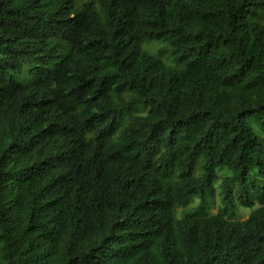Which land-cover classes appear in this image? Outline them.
<instances>
[{"label": "trees", "instance_id": "trees-1", "mask_svg": "<svg viewBox=\"0 0 264 264\" xmlns=\"http://www.w3.org/2000/svg\"><path fill=\"white\" fill-rule=\"evenodd\" d=\"M262 11L264 0H0L4 264H264V186L251 177L264 182V146L247 124L264 127ZM152 41L169 43L174 67L142 50ZM219 169L230 176L209 217ZM195 198L197 213L174 219Z\"/></svg>", "mask_w": 264, "mask_h": 264}, {"label": "rangeland", "instance_id": "rangeland-1", "mask_svg": "<svg viewBox=\"0 0 264 264\" xmlns=\"http://www.w3.org/2000/svg\"><path fill=\"white\" fill-rule=\"evenodd\" d=\"M21 1V0H19ZM77 4H82L88 0H73ZM50 6H45L43 8L44 13L50 12L51 8L55 4L54 2L50 3ZM261 25L264 26V11L260 13V16L257 20ZM48 50L55 49L57 53H62L65 51V46L63 44H58L57 42L51 41L48 43ZM142 50L146 52L147 54L155 57L156 59L160 60L163 62V64L167 67H174L175 63L172 58V52H171V47L168 42L166 41H152V42H144L142 44ZM36 62L35 60H23L22 61V69L20 73L16 74V80L17 82L21 83L22 85H27L31 81V76L29 75V71L35 66ZM141 115L145 114V111L140 112ZM129 116V115H128ZM247 124L250 130L261 140L263 146H264V127H262L254 118H248L247 119ZM9 139L6 137L0 138V149L4 148ZM202 173L201 169V162L197 163V166L194 171V176L199 177ZM230 176V172L227 169H219L216 171V179L213 182V188L215 192V205L207 212V215L209 217L215 216L220 207H221V198L219 196L220 193V184L221 181ZM252 179L255 180V182L261 186H264V182L259 179L255 173H252L251 175ZM177 180V176L175 174H171L165 182H168L170 184L174 183ZM199 207V200L195 198L189 205L186 207H178L175 208L173 211V217L176 220H181L184 218H190L194 216V213H197ZM258 205H255V208L253 209H246L239 207L230 218L231 221L235 222H241L244 221L248 218L250 213L256 209ZM108 230V229H107ZM106 230V231H107ZM1 233V231H0ZM3 245L2 242H0V264H4L3 261Z\"/></svg>", "mask_w": 264, "mask_h": 264}]
</instances>
